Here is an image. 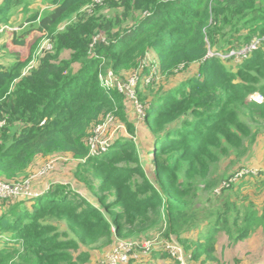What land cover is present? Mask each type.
<instances>
[{
	"label": "trees",
	"instance_id": "1",
	"mask_svg": "<svg viewBox=\"0 0 264 264\" xmlns=\"http://www.w3.org/2000/svg\"><path fill=\"white\" fill-rule=\"evenodd\" d=\"M34 1L0 0V25ZM43 1L50 8L31 11L13 41L38 30L52 48L28 71L32 53L0 63V179L29 178L38 158L71 157L92 197L63 183L0 197V264H90L116 239L157 230L175 236L190 263L209 264L219 233L236 244L264 232V201L248 197L264 193V169L245 164L264 131V103L251 97L264 96V46L238 63L206 56L264 36V0ZM121 71L141 72L153 140L116 137L91 156L89 137L109 114L136 135L127 97L100 79ZM129 264L180 262L162 247Z\"/></svg>",
	"mask_w": 264,
	"mask_h": 264
},
{
	"label": "rangeland",
	"instance_id": "2",
	"mask_svg": "<svg viewBox=\"0 0 264 264\" xmlns=\"http://www.w3.org/2000/svg\"><path fill=\"white\" fill-rule=\"evenodd\" d=\"M30 12H19L11 19V27L17 28V30L20 29L21 25H24L25 28H28V26L31 23H28L27 18L30 16L31 11L34 10H48L50 8L49 4L44 2L43 0H35L34 3L30 5ZM3 25V24H2ZM41 36H43V32H40L38 30H33L31 34L27 37L24 44H16L14 43V33L13 31L10 33H5L0 37V63H11L17 59L25 60L29 58L31 53L33 54V60L31 61L29 67L26 68L25 71L30 70L33 66L37 64V58L38 56L43 52V49L45 48V38L42 40L40 39ZM102 37V36H101ZM154 60H148L147 65L153 64ZM153 70H155V67H153ZM141 72L139 73V75ZM131 76L130 73H125L124 71L119 72L118 74H112L111 81L113 84H116L115 86L127 97L128 101L126 103V112L128 115V118L134 121V127L136 130V135L133 136L127 129L126 125H123L119 121H117V118L114 116V122L110 128V132L107 136L109 140H112L114 142L117 137V139L123 137V136H130L131 138H142L143 145L145 147H148L150 143L152 142L153 138L152 135L148 133V130L146 129V125L144 122V113L142 108L137 109L135 103L129 98L128 91L126 88L124 90H121L118 85L122 84L123 86L128 83V78ZM145 78V77H144ZM117 80V81H116ZM255 94V93H254ZM136 97L138 104L144 107L143 103L140 101L137 95V89H136ZM115 123H120L121 125H115ZM264 130V128H263ZM111 133H113V138L111 136ZM56 160L54 158L49 159L50 161ZM72 159L71 157H67V160L59 166L57 170H52L50 173L52 177L57 175V183H63L67 184V186L74 188V189H80L81 185L78 183V181L75 179V170L77 167V161ZM245 164H248L250 167L257 168L258 170L264 169V131L259 134L258 140L256 144L254 145L252 154L245 159ZM38 166L34 167L30 172V177L18 181V182H24L28 181L27 185L30 184L31 189L34 191H38L42 193V190L44 189L43 184L39 183L38 181H46L45 179L48 177V175H39L34 179H30L34 177L37 174L36 170ZM151 170V169H148ZM150 172V171H149ZM17 183V182H15ZM56 182H53V184ZM37 185H43L40 187H37ZM264 188V187H263ZM263 188L259 191H262ZM44 190V192L48 191ZM82 192L90 197H92L91 194L87 190H82ZM257 194V193H255ZM251 197L253 200H256L257 204H262L264 201V193L256 197L254 194L248 195V197ZM139 243H144L145 241L151 240L152 246L154 248H162L165 247L167 243L175 242L179 244L178 239L175 236H171L170 239H164L162 236V233L160 231H153L150 236L145 239V236L131 239ZM141 240V241H139ZM115 241L109 245L112 247L114 245ZM216 243V251L214 253V256L216 257L215 260L209 264H260L264 261V232L261 230L255 231L249 238H246L244 240H241L237 242L236 244L230 243L229 239L227 238V235L225 233H219V235L215 238ZM108 246V247H109ZM107 247V248H108ZM105 248V249H107ZM183 248V246H182ZM100 252V251H98ZM96 253V257L94 261H90L89 263L93 264H100L103 258L106 256V253L104 252L102 255L99 253ZM103 252V251H101ZM97 259V260H96ZM88 264V263H87ZM188 264H193L188 261Z\"/></svg>",
	"mask_w": 264,
	"mask_h": 264
},
{
	"label": "built area",
	"instance_id": "3",
	"mask_svg": "<svg viewBox=\"0 0 264 264\" xmlns=\"http://www.w3.org/2000/svg\"><path fill=\"white\" fill-rule=\"evenodd\" d=\"M103 0H95V3H102ZM91 5L90 7H92ZM12 31H17V28H12L9 24L0 25V37L5 33H10ZM101 37V35H100ZM45 48L50 49L52 45L48 40H45ZM264 46V36H256L249 43L244 44L240 48H232L227 52L223 51H215L209 48L207 52V57H219L222 60H232L235 63L242 62L245 58L250 56L255 50ZM156 70L153 71V73ZM152 73V74H153ZM113 72L109 73L108 78L104 76H100V79L106 84L112 85L111 81ZM131 76L128 78V83L124 86L119 84L118 87L121 90L128 91L129 98L135 103L137 109L142 108L144 113V107L138 104L136 97V89L138 87L140 81L139 72L134 71L130 73ZM117 81V80H116ZM116 85V84H113ZM257 102L264 103V96L260 93H255L252 96ZM114 115H107L102 122L97 124L93 129L92 135L89 137L90 144V155L91 156H100L112 147V140L107 138L110 128L114 122ZM44 123V121L42 122ZM6 124L5 120H0V129ZM113 138V133H111ZM56 161L53 160L47 162L36 174L34 177L30 179H34L39 175H47L49 172L55 169ZM243 173H240L239 176H242ZM28 181L10 183L0 179V197L1 198H21L28 199L33 197H38L43 194V192L34 191L31 189L30 184L27 185ZM165 250L169 252L172 258H175L180 264H188L187 255L179 244L175 242H170L165 245ZM154 247L152 246L151 240L145 241L144 243H139L131 239H116L114 245L111 250L106 253V256L103 258L100 264H129L132 259H137L141 253L148 254Z\"/></svg>",
	"mask_w": 264,
	"mask_h": 264
},
{
	"label": "crops",
	"instance_id": "4",
	"mask_svg": "<svg viewBox=\"0 0 264 264\" xmlns=\"http://www.w3.org/2000/svg\"><path fill=\"white\" fill-rule=\"evenodd\" d=\"M151 57L152 58H156V56L154 55V53H151ZM192 68H193V70H190V72L189 73H192V74H194V73H196V65H192L191 66ZM60 160H62V159H60ZM47 160H44V159H42V158H38L37 160H36V164H35V167H36V165L38 166V168L36 169V170H40L47 162H46ZM66 160H62V162H60L59 160L56 162V170L59 168V166L61 165V164H63L64 162H65ZM55 171V170H54ZM53 171V172H54ZM52 172V173H53ZM52 173H50L49 175H48V177L45 179L46 181H38L39 183H41V184H43V185H45L44 186V189L42 190V192H44V190H47V189H49L50 190V188H51V186L53 185V182H58L57 181V175H55V176H53L52 177ZM79 183V182H78ZM80 184V183H79ZM43 185H37V187H40V186H42L43 187ZM81 188H83L82 186H81ZM76 190H80V189H76ZM83 190V189H82ZM82 190H80V191H82ZM113 246V245H112ZM111 246H109L107 249H104V251L103 252H98V251H93V255H92V261H94L95 260V257H96V253L98 252L100 255H102L104 252L106 253V252H108V251H110L111 250ZM141 254H144V253H141ZM97 260V259H96ZM91 264H93V263H91Z\"/></svg>",
	"mask_w": 264,
	"mask_h": 264
}]
</instances>
